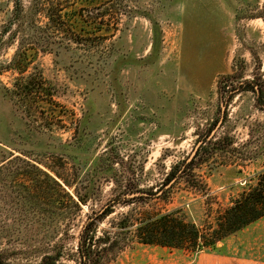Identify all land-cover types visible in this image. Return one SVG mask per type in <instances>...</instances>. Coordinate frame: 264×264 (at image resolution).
Masks as SVG:
<instances>
[{"label": "rangeland", "instance_id": "1", "mask_svg": "<svg viewBox=\"0 0 264 264\" xmlns=\"http://www.w3.org/2000/svg\"><path fill=\"white\" fill-rule=\"evenodd\" d=\"M246 82L264 94V0H0V165L41 163L88 196L45 220L0 176V263L81 264L79 231L109 212L88 264H264V217L196 253L128 226L180 208L203 231L264 170Z\"/></svg>", "mask_w": 264, "mask_h": 264}, {"label": "trees", "instance_id": "2", "mask_svg": "<svg viewBox=\"0 0 264 264\" xmlns=\"http://www.w3.org/2000/svg\"><path fill=\"white\" fill-rule=\"evenodd\" d=\"M57 15L53 8L46 9L44 18L51 21ZM18 56V55H17ZM18 75H23L27 67L20 64H13L12 68ZM255 95V103L261 108L264 107V94L260 86L254 88L251 82L244 83ZM24 90L30 86V81L23 84ZM244 86V87H245ZM243 89H239L241 91ZM234 91V90H233ZM26 92V91H25ZM23 92L24 94H26ZM33 93L31 90L26 95ZM10 157L12 154L9 152ZM20 161L15 156L10 161ZM5 161V158H4ZM23 163L17 170L8 169L7 165H0V176H4V182L17 188L19 207L22 212L33 211L41 217L51 219L58 213H68L73 218L77 216L81 205H86L88 196L86 194L75 193L71 195L67 188L71 187L70 182L59 176L54 170L41 163H31L21 160ZM191 164H187L190 167ZM175 181L180 177L168 175ZM254 181V184L250 182ZM251 184V185H250ZM247 189L234 198L231 205L223 210L216 220V225L208 226L205 230H200L189 221L182 209H176L165 214H156L138 220L134 226L133 234L138 243L143 245L159 246L172 249H187L193 253L215 245L228 235L233 234L248 225L264 217V170L254 176V180H249ZM11 186V187H12ZM124 199V198H123ZM119 200H113V204ZM111 206V205H109ZM109 212L96 215L84 223L78 235V253L81 264H88L89 251L86 249L87 241H91V226ZM126 227V226H124ZM1 264V263H0Z\"/></svg>", "mask_w": 264, "mask_h": 264}]
</instances>
